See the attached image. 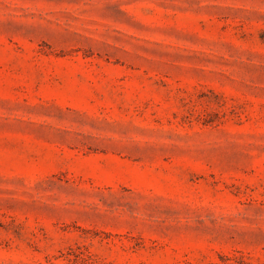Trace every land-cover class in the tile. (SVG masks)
Wrapping results in <instances>:
<instances>
[{
  "label": "rangeland",
  "instance_id": "1",
  "mask_svg": "<svg viewBox=\"0 0 264 264\" xmlns=\"http://www.w3.org/2000/svg\"><path fill=\"white\" fill-rule=\"evenodd\" d=\"M0 264H264V0H0Z\"/></svg>",
  "mask_w": 264,
  "mask_h": 264
}]
</instances>
